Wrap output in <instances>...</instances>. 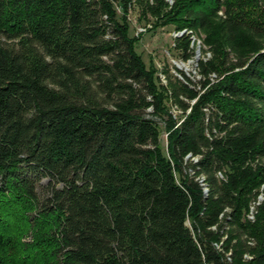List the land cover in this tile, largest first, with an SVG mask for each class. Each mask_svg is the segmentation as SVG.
I'll list each match as a JSON object with an SVG mask.
<instances>
[{"label":"trees","instance_id":"obj_1","mask_svg":"<svg viewBox=\"0 0 264 264\" xmlns=\"http://www.w3.org/2000/svg\"><path fill=\"white\" fill-rule=\"evenodd\" d=\"M133 1L0 0V264H264V0H142L206 33L198 88Z\"/></svg>","mask_w":264,"mask_h":264},{"label":"rangeland","instance_id":"obj_2","mask_svg":"<svg viewBox=\"0 0 264 264\" xmlns=\"http://www.w3.org/2000/svg\"><path fill=\"white\" fill-rule=\"evenodd\" d=\"M147 1L152 3L153 0H147ZM144 3H145L144 1L140 0V1H133L132 3L128 4L129 9L127 11V17L131 25L130 33L134 35H138L139 37V40L136 44V52L141 56L142 60L145 63H148L149 59L153 61V63L159 69L158 74L163 84H166L167 81L165 79L164 74L160 71L162 70V68L163 69L168 68L169 73L172 75L171 78L173 80L174 77L180 80H184L183 76L180 73L183 72L196 84L198 88L200 75L198 74L197 65L200 60L196 62L184 61L181 58V56H179L180 55L179 51L175 49L173 45L174 39L173 36L171 35V32L174 29L172 28V26H165L163 28L158 27L156 29L152 28V21L150 20L152 19V17L150 13L146 15L145 20L144 19L139 20V15H141L142 9L147 8V6H145ZM140 27L144 28L145 31L138 30V28ZM195 31L199 36H201V39L203 41V44H201L200 46L201 52L205 50L209 51L210 52L209 58H210L212 53L210 50H208L209 46L205 42L206 33L201 29ZM227 51H228V58L230 59V63L236 61V56L234 55V53L229 48H227ZM201 52L199 51V53ZM146 111L150 112L151 109H147ZM171 111L173 112L174 115L178 116L179 112L177 111L174 105L171 107ZM160 140L162 145L166 144L165 132H161ZM262 185L260 186V190H262L263 193L264 187ZM262 198H263V194H262Z\"/></svg>","mask_w":264,"mask_h":264},{"label":"built area","instance_id":"obj_3","mask_svg":"<svg viewBox=\"0 0 264 264\" xmlns=\"http://www.w3.org/2000/svg\"><path fill=\"white\" fill-rule=\"evenodd\" d=\"M166 1L169 3V5H171L173 3V0H166ZM138 30L145 31V29L141 28V27L138 28ZM171 35L173 36V39H174L173 45H175V39L176 38L181 37L183 35L188 36L189 48H190V51H191V55H190V57L187 60H184V61H195L196 62V61H199V60H207L209 58V56H210V52L209 51L205 50V51L201 52L200 46H201V44H203V41L201 39V36H199L195 30L188 29V28H183V29H180V30H173L171 32ZM199 51L201 53H199ZM214 77H215V74L211 73L210 74V78L213 79ZM219 175H221V174L219 173ZM262 186L264 187V185H262ZM204 191H206L205 187H204ZM262 194L263 193H262V190H261V192L256 196V198L250 202L249 212L247 214V217L249 219H253L254 218V213L256 212V207L263 199L262 198Z\"/></svg>","mask_w":264,"mask_h":264}]
</instances>
